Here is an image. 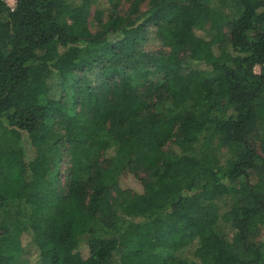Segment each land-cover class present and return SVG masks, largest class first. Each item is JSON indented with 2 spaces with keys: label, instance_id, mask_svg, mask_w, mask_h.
Returning <instances> with one entry per match:
<instances>
[{
  "label": "trees",
  "instance_id": "obj_1",
  "mask_svg": "<svg viewBox=\"0 0 264 264\" xmlns=\"http://www.w3.org/2000/svg\"><path fill=\"white\" fill-rule=\"evenodd\" d=\"M14 1L0 264H264V0ZM115 100L129 114L101 113ZM78 119L92 140L64 170Z\"/></svg>",
  "mask_w": 264,
  "mask_h": 264
},
{
  "label": "rangeland",
  "instance_id": "obj_2",
  "mask_svg": "<svg viewBox=\"0 0 264 264\" xmlns=\"http://www.w3.org/2000/svg\"><path fill=\"white\" fill-rule=\"evenodd\" d=\"M8 6H13L14 5V0H5ZM94 7H91V12L89 15V20L91 24V29L95 32L97 30L95 21H93V18L95 16L94 13ZM101 36L98 33H95L94 36L92 37L93 41L94 40H99ZM159 44L156 40H152L150 44L148 45L149 48H156L158 47ZM256 71H258V67H256ZM131 108V107H128ZM101 113H103L104 116L115 113L119 114L122 116H126L128 113L127 110H125L124 106L118 102L117 100L115 101H109V102H104L101 105ZM129 114V113H128ZM157 124V117L155 115H149L146 118H144L141 122L140 125L143 128H150L153 129L155 128ZM65 132H67L66 137L70 141V146H69V153L72 154V159L69 162V158L65 157L64 161L62 162V169L65 170L66 167H68L71 163L73 165H76L80 161V154L81 152L86 149L91 140H92V135L87 131L85 126L83 125V122H81L80 119L76 122V125H70L69 127H66ZM58 136V134H57ZM44 138H48V135H45ZM68 180L65 183V189H66V195L70 197V195L73 193V185L71 183V176L68 173L67 175ZM122 185L126 187H132V188H139V185L133 175H126L122 179ZM75 201L77 204H81L84 201L83 195L82 194H76L75 196ZM126 264H135L136 260L135 259H128L125 261Z\"/></svg>",
  "mask_w": 264,
  "mask_h": 264
},
{
  "label": "built area",
  "instance_id": "obj_3",
  "mask_svg": "<svg viewBox=\"0 0 264 264\" xmlns=\"http://www.w3.org/2000/svg\"><path fill=\"white\" fill-rule=\"evenodd\" d=\"M14 6V5H13ZM13 6H11V7H13Z\"/></svg>",
  "mask_w": 264,
  "mask_h": 264
}]
</instances>
